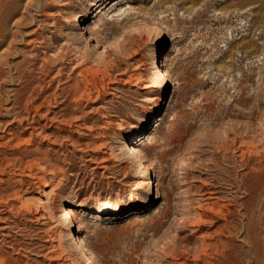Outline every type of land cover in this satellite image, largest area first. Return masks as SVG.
Wrapping results in <instances>:
<instances>
[{"label":"rangeland","instance_id":"obj_1","mask_svg":"<svg viewBox=\"0 0 264 264\" xmlns=\"http://www.w3.org/2000/svg\"><path fill=\"white\" fill-rule=\"evenodd\" d=\"M255 171L264 0H0V264H264Z\"/></svg>","mask_w":264,"mask_h":264},{"label":"bare ground","instance_id":"obj_2","mask_svg":"<svg viewBox=\"0 0 264 264\" xmlns=\"http://www.w3.org/2000/svg\"><path fill=\"white\" fill-rule=\"evenodd\" d=\"M93 6V5H92ZM156 27V26H155ZM154 26H153V28H155ZM157 31H158V28H157ZM32 42V41H31ZM34 42V41H33ZM30 44V43H29ZM40 45V44H39ZM47 49V48H46ZM50 49V48H49ZM47 51H49V50H47ZM46 54V55H45ZM45 54H44V56H46V60H47V58H48V54H47V52H45ZM36 58V57H35ZM45 60V59H44ZM43 60V61H44ZM160 62V61H159ZM163 63V62H162ZM157 64V63H156ZM155 64V65H156ZM39 66V65H38ZM155 69H154V73H152V74H154V75H156V77L157 78H159V80L160 79H162V78H164V76L166 75H164V72L160 69V67H159V65L158 66H156V67H154ZM165 77H167V76H165ZM112 79V78H111ZM166 79V78H165ZM156 80H158V79H156ZM158 82V81H157ZM157 82H155L154 81V79H153V85H151V86H149V87H144L143 89H148V88H154V85H155V83H157ZM117 83V82H116ZM126 84V83H125ZM132 84V83H131ZM236 123V122H235ZM239 124H241V123H239ZM237 127V126H236ZM258 131V130H257ZM251 132V131H250ZM263 132V131H262ZM229 133H228V137H229ZM248 135V134H247ZM230 138H231V136H230ZM128 151L131 153H133L134 154V156H136V158H137V162H136V169H139L140 171H142V172H144V174H145V172H147V165H146V163L144 162V159H143V157H141V155L139 154L138 155V152L136 151V148H132V147H128ZM135 169V170H136ZM138 172V171H137ZM258 175H257V180H256V182L258 183V187L257 188H260L263 184H264V174L263 173H261L262 175H260L259 174V171H255ZM143 174V173H142ZM143 174V175H144ZM247 176V175H246ZM148 181V180H147ZM153 187V185H152V183H151V181L149 180L148 182H147V185H146V187H145V189H143L144 190V194L145 193H148L149 191H151V189H153L152 188ZM214 194V193H213ZM141 197V195H138L137 196V199H138V201L141 203V204H145V202H146V200H143L142 198H140ZM142 199V200H141ZM208 199H210V198H208ZM217 199V198H216ZM108 206H110V208H111V205H108ZM100 207V206H99ZM100 208H102V207H100ZM75 209V208H74ZM74 209L73 208H71V207H66L64 210H63V214H62V216H60V217H62V219L61 220H63V222H64V224L69 228V233L71 234L72 233V231H73V221H74V214H75V211H74ZM205 210V209H204ZM92 212V211H91ZM102 213V212H101ZM39 220V219H38ZM188 220V219H187ZM186 221V220H185ZM35 222V221H34ZM40 222V221H39ZM61 222V221H60ZM188 224H189V222H187ZM186 223V224H187ZM63 225V224H62ZM67 227H66V229H67ZM69 234V235H70ZM76 240H78V239H76ZM79 244V243H78ZM81 245V244H80ZM80 245H78L79 246V248H80ZM83 245V244H82ZM83 248V247H82ZM84 249V248H83ZM56 250V249H55ZM84 251V250H83ZM86 253V251H84V257L86 258V260H87V264H93V262H92V258H89L88 257V255L87 254H85Z\"/></svg>","mask_w":264,"mask_h":264}]
</instances>
